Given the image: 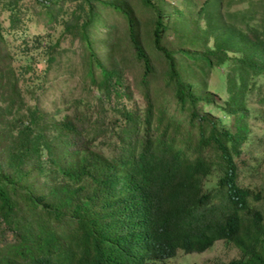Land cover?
I'll return each mask as SVG.
<instances>
[{
	"label": "trees",
	"instance_id": "obj_1",
	"mask_svg": "<svg viewBox=\"0 0 264 264\" xmlns=\"http://www.w3.org/2000/svg\"><path fill=\"white\" fill-rule=\"evenodd\" d=\"M0 6L9 11V23L20 26L33 13L46 23L56 19L60 28L49 43L79 41L83 78L91 89H101L99 95L75 99L73 109L60 117L57 107L49 113L37 103L23 104L19 76L2 51L0 22V120L6 112L27 111L23 123L12 116L0 127V232L10 230L15 238L0 245V264H149L174 255L178 247L202 251L222 237L245 256L217 264H264L263 213L248 204L249 190L236 184L231 157L247 138L244 97L256 81L264 83V24L249 21L248 30L234 22L246 17L264 21V0H206L199 14L215 20L200 32L194 31L197 19L181 16L182 7L168 0H0ZM62 13L70 17L61 21ZM172 17L179 27L171 26ZM31 39L36 44L26 45L20 55L29 61L47 36L21 41ZM38 53L47 56L48 51ZM192 64L195 70L189 69ZM128 66L138 71L146 101L143 116L134 105H110V88L121 83ZM198 71L226 78L224 103ZM158 78L162 82L156 87L162 84L169 92L151 91L149 85ZM114 95L133 99L128 86ZM164 100L180 109L188 105V120L198 129L197 148L212 140L225 160L215 164L201 154L189 156L193 132L180 145L176 128L168 134L165 125L144 137L139 124H151L154 103ZM209 102L235 113L232 121L226 124L205 110ZM109 110L118 115L107 117ZM155 119L162 123L163 112ZM109 132L116 135L109 143L117 148L111 156L93 146ZM214 165L223 170L216 181L223 192L205 185ZM240 209L252 213L249 224L257 225L244 235L238 233Z\"/></svg>",
	"mask_w": 264,
	"mask_h": 264
},
{
	"label": "rangeland",
	"instance_id": "obj_2",
	"mask_svg": "<svg viewBox=\"0 0 264 264\" xmlns=\"http://www.w3.org/2000/svg\"><path fill=\"white\" fill-rule=\"evenodd\" d=\"M168 1L173 5L182 7L184 12L181 16L188 17L189 21L191 19H197V28H195V24H191V22L189 23V26H193V29L195 28L194 31L200 32L203 29H206L208 24L215 20L210 19L208 22V19L206 20V17L203 14H199L200 7L206 0H190V8L187 7V0ZM249 9L252 10V8ZM21 10L22 8L19 9V12H21ZM8 12L9 11L5 7L1 8L0 6V22L5 38V48L2 49V51L8 54L10 66L14 68L16 74L19 76L18 93L22 97L23 104L26 102L37 103L40 105V108H44L49 111V113L57 107L59 108V113L55 116L60 117L62 113L70 112L73 109V102L75 99L78 98L83 100L84 98H88L90 96L92 97L93 93L96 95L100 94L101 89L97 86L91 89L88 80L83 78V52L80 47L81 43L75 40L70 42L66 39H63L62 45L60 46H52L49 43L48 37H55L60 28L56 19H54L56 23L54 21L46 23L43 19L37 18V15L33 13V16L30 17V19L26 18L22 27L20 26V23H9ZM22 13L23 12L20 13V17H22ZM63 16L64 18L70 17L69 15L62 13L61 15L59 14L58 18L61 20V17ZM146 18L147 11L142 14L141 21H146ZM257 19L258 18L255 17L252 18V20H249L246 17L243 20H236L234 23L249 30L250 28L247 25L249 21L254 24H264V21L259 23ZM165 20L166 17L164 16V21ZM170 20L172 27L175 25H178L179 27L180 23L177 22L174 17ZM100 28L105 30L102 26ZM149 30L150 27L148 28V31ZM29 35L32 38H35L36 35L47 36L46 42L41 40L40 47L37 48L36 51H31L34 56L31 61L25 60L20 56L24 53L26 45L31 48L36 44L32 41V39L31 41H21L23 37H27ZM69 37H71L70 34H68V38ZM170 37H173V33H171ZM42 48L48 51L46 55L49 56V58H47L44 54L41 55L38 53L40 49L42 51ZM6 60H8V58H6L5 61ZM26 61L31 64V67L24 70L22 65L25 64ZM189 69L195 70L193 64L189 67ZM220 71H224V68H221ZM137 72L138 71L135 67L128 66L126 68V72H124L121 83H117V86H111L109 98L111 99L110 105L128 103L129 107L134 105L133 107L135 108L133 109L139 111V114L143 116L145 113L144 109L146 108V101L142 95L143 90L140 89V86L137 83ZM198 73L199 77L207 76L206 80L211 84H209V86L211 90L215 92L214 95L218 98V100L224 103L228 98L227 83L225 82L226 78H222L221 75L215 73L203 74L199 71ZM38 75L39 79H35ZM33 82H38V85H33ZM161 82V78L153 79L151 86L149 85L151 91L156 92L157 94L158 91L166 89L167 91L164 93L169 92L170 89L164 88L162 84L159 87H156V84ZM126 86L129 87L130 92L133 95V99L130 100L126 95L122 97H116L114 95L115 89L123 90ZM8 91L9 90H7V92ZM258 96H262L261 101H258ZM244 100L246 111L244 121L247 127V138L240 144L239 147L241 150L234 152L231 157L236 172L235 182L239 187L241 186L249 190L246 196L247 202L249 205L254 207L256 211L259 209L263 213L261 221L262 226L264 225V83L260 84L259 81H256L255 85L244 97ZM1 102L3 103V100L0 97V103ZM202 105L203 104L201 103L200 107ZM220 106L221 105L217 106L209 102L204 104V109L209 110L215 116H220L226 124L230 123L232 118L235 116V113L233 115H231V113L226 114L220 109ZM80 109L82 110L83 107L81 106ZM153 109L154 118L151 124L148 125L145 121L142 122V124H139L140 131L144 137L147 134L153 136L155 133L162 131L164 129L163 126L165 125L168 134L176 128V137L178 139L177 143L180 145L186 142L184 139L185 136H187L189 132H193L194 136L191 140L190 147L187 150L188 155L193 154V156H196L201 154L207 160L212 161L215 164L219 161L225 160L222 156H220V148L217 146L216 142L212 140L207 144H203L202 147L197 148L195 135L197 134L198 129L196 125L192 126L188 120V105L183 109H180L179 107L170 105L164 100L163 103L155 102ZM161 112L164 114V120L162 123H158L155 117L157 113ZM6 113L5 117L0 120V127L3 125L7 126V118H12V116L14 117L10 120L17 117L21 118V123H23V120L26 119L27 111L22 108L21 112L15 114ZM106 115L107 117H114L118 114L115 111L109 110ZM140 121H143L142 117ZM118 124L119 122L114 128L116 131L119 128ZM114 136L116 135L112 132H109L105 136L99 135L93 142V146L102 149L106 155L111 156L117 149L116 147L109 145ZM228 145H230V143ZM222 174L223 170L214 165L212 174L204 179L205 185H214L212 187L214 192L217 188H220V191L223 192L224 188L222 185L216 183L219 176ZM255 196L260 201L256 200ZM218 200L219 198L217 197L216 202H218ZM78 201L81 200L79 199ZM239 213L242 218L241 227L238 230L239 235H244L249 231H253L257 225L255 226V224H249L250 221H254L252 213L245 215V209H240ZM1 218L2 217L0 216V230L1 227L4 228V223ZM262 230V235H264V229L262 228ZM14 240L15 238L11 235L10 230H2V232H0V245L6 243L7 241ZM233 244V241H227L224 237H222L216 239L210 248L202 252H184L182 249H179L174 256L166 258L162 261H154L150 264H212L217 259L226 261L227 259L239 254V249L235 246V244Z\"/></svg>",
	"mask_w": 264,
	"mask_h": 264
},
{
	"label": "clouds",
	"instance_id": "obj_3",
	"mask_svg": "<svg viewBox=\"0 0 264 264\" xmlns=\"http://www.w3.org/2000/svg\"><path fill=\"white\" fill-rule=\"evenodd\" d=\"M189 156H193V154H190ZM245 215H246V214H245ZM216 239H219V238H216ZM216 239H215V240H216ZM215 240H214V241H215ZM210 247H211V246H210ZM210 247H208V248H210ZM208 248H206V249H208ZM179 249H182L184 252H202V251L206 250V249H203L202 251H197V250H195V249H192L191 251H185L183 248L178 247V248L176 249L174 255L177 253V250H179ZM174 255H172V256H174ZM172 256H169V257H163V258H162V257H155V258L152 259V260H155V261H162V260H164V259H166V258H170V257H172ZM241 256L244 257L245 255L242 254ZM241 256H239V254H238V255H235V256H233V257L227 259L226 261H223V260H219V259H217V260H215L212 264H214V263H216V262H218V261H220V262H227V261H229L230 259H232V258H234V257L239 258V257H241ZM153 262H154V261H153ZM149 264H150V263H149Z\"/></svg>",
	"mask_w": 264,
	"mask_h": 264
}]
</instances>
